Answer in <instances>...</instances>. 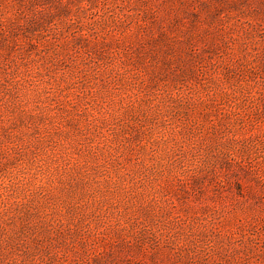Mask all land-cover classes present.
<instances>
[{
	"label": "rangeland",
	"instance_id": "rangeland-1",
	"mask_svg": "<svg viewBox=\"0 0 264 264\" xmlns=\"http://www.w3.org/2000/svg\"><path fill=\"white\" fill-rule=\"evenodd\" d=\"M0 264H264V0H0Z\"/></svg>",
	"mask_w": 264,
	"mask_h": 264
}]
</instances>
